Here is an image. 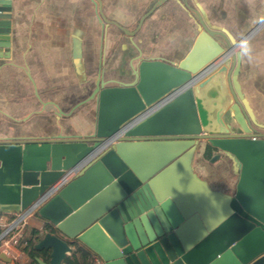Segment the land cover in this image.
Instances as JSON below:
<instances>
[{
	"label": "water",
	"instance_id": "water-1",
	"mask_svg": "<svg viewBox=\"0 0 264 264\" xmlns=\"http://www.w3.org/2000/svg\"><path fill=\"white\" fill-rule=\"evenodd\" d=\"M11 10V0H0V56H10ZM251 33L236 39L199 13L198 35L179 62L141 58L134 80L96 81L84 101L97 102L93 133L0 138V210H25L87 161L38 209L48 227L34 238L39 264H63L73 245L105 264H264V123L243 95L236 51ZM208 146L212 161L226 154L235 162L233 192L195 170ZM0 258L11 260L4 251Z\"/></svg>",
	"mask_w": 264,
	"mask_h": 264
},
{
	"label": "crops",
	"instance_id": "crops-1",
	"mask_svg": "<svg viewBox=\"0 0 264 264\" xmlns=\"http://www.w3.org/2000/svg\"><path fill=\"white\" fill-rule=\"evenodd\" d=\"M11 2L10 56H0V138L93 133L97 102L84 101L96 81L134 80L141 58L179 62L198 35L199 13L236 39L252 32L236 47L238 78L256 120L264 123V0ZM194 167L213 188L235 190L239 171L231 156L212 161L201 149ZM45 224L37 213L20 235L7 236L0 253L6 249L11 260L0 258V264L27 262L22 241L47 232Z\"/></svg>",
	"mask_w": 264,
	"mask_h": 264
},
{
	"label": "built area",
	"instance_id": "built-area-1",
	"mask_svg": "<svg viewBox=\"0 0 264 264\" xmlns=\"http://www.w3.org/2000/svg\"><path fill=\"white\" fill-rule=\"evenodd\" d=\"M221 59H218L214 65L209 67L204 73L203 77L213 72L218 66ZM125 130L118 132L117 134L103 140L100 146V150H104L110 147L112 144L118 142L125 136ZM87 161H83L74 167L64 170L60 178L53 183L37 200H35L28 208L20 212L4 211L0 212V226L2 231L0 232V245L2 241H6V237L13 234L12 237L20 235L25 226L29 223L30 218L38 213V209L47 202L54 194H56L62 187H64L69 181H71L86 165ZM17 241V238H15ZM3 251H6L4 249ZM94 264H105V262L97 255L93 258Z\"/></svg>",
	"mask_w": 264,
	"mask_h": 264
},
{
	"label": "trees",
	"instance_id": "trees-1",
	"mask_svg": "<svg viewBox=\"0 0 264 264\" xmlns=\"http://www.w3.org/2000/svg\"><path fill=\"white\" fill-rule=\"evenodd\" d=\"M215 152V149H213L211 146H208L204 151V156L207 159L211 160ZM35 233H38V230H35ZM22 242L26 243L24 251L29 260L27 262H19V264H39L35 259V257L39 255V253L34 248L33 238L31 237L29 239H25V242ZM93 258L94 255L88 249L79 245L72 251V253L68 256L63 264H94Z\"/></svg>",
	"mask_w": 264,
	"mask_h": 264
},
{
	"label": "flooded vegetation",
	"instance_id": "flooded-vegetation-1",
	"mask_svg": "<svg viewBox=\"0 0 264 264\" xmlns=\"http://www.w3.org/2000/svg\"><path fill=\"white\" fill-rule=\"evenodd\" d=\"M260 130L264 132V128L263 129H260Z\"/></svg>",
	"mask_w": 264,
	"mask_h": 264
}]
</instances>
